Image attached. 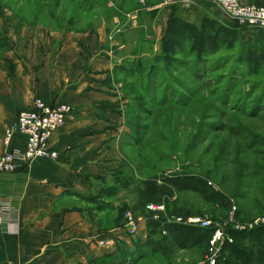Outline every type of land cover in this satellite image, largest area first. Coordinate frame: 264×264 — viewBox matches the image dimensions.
<instances>
[{"label": "rangeland", "instance_id": "rangeland-1", "mask_svg": "<svg viewBox=\"0 0 264 264\" xmlns=\"http://www.w3.org/2000/svg\"><path fill=\"white\" fill-rule=\"evenodd\" d=\"M194 6V0H0V57L32 35L53 32L81 37L104 29L109 50L123 46L109 54L117 61L122 120L113 128L108 171L95 179L106 187L118 177L130 185L105 198L113 206L106 211L74 196L63 201L90 208L104 230H122V254L112 233L103 251L115 257L95 264H201L210 239L184 246L170 235L177 218L193 215L211 220L203 227L211 236L220 228L232 237L219 264H264V28L239 26L216 5L221 16ZM204 17L221 25L204 29ZM180 174L207 180L216 201L173 189L166 178ZM129 211L141 220L134 235L124 228Z\"/></svg>", "mask_w": 264, "mask_h": 264}, {"label": "crops", "instance_id": "crops-1", "mask_svg": "<svg viewBox=\"0 0 264 264\" xmlns=\"http://www.w3.org/2000/svg\"><path fill=\"white\" fill-rule=\"evenodd\" d=\"M201 4L221 16L213 0H194V8ZM103 31L29 35L0 57V155L26 146L25 135L15 133L9 144L5 135L35 97L73 108L51 141L58 159L37 158L28 165L18 160L17 171L0 174V209H12L0 221V264H88L102 254L100 240L112 233L122 238L120 229H102L90 208L63 203L73 196L68 191L102 189L95 178L108 171L113 128L122 120L115 106L117 61L109 55L115 50L106 46Z\"/></svg>", "mask_w": 264, "mask_h": 264}, {"label": "built area", "instance_id": "built-area-1", "mask_svg": "<svg viewBox=\"0 0 264 264\" xmlns=\"http://www.w3.org/2000/svg\"><path fill=\"white\" fill-rule=\"evenodd\" d=\"M213 1L224 14L236 23L264 28V5L241 0ZM72 114V107L69 104H49L42 98L35 97L28 109L19 112L16 124L9 127L6 131L5 142L7 144L10 143L14 134L19 132L26 136V146L24 148H14L0 155V174L17 171L18 160L24 165H28L37 158L58 159L59 152L52 147L51 141ZM147 207L152 211H163L165 209L162 204H149ZM6 209H0V221H3L5 217H9L12 213L11 208L6 207ZM177 222L199 227H209L211 225V220L195 215L187 218L179 217ZM140 223L141 220L136 219L131 211L127 212L125 231H128L131 235L136 234L140 228ZM108 239L100 240L98 245L107 249L112 243ZM232 242V237L226 236L218 228L210 238V251L207 259L201 264H217L218 260H220L222 248L225 244Z\"/></svg>", "mask_w": 264, "mask_h": 264}, {"label": "trees", "instance_id": "trees-1", "mask_svg": "<svg viewBox=\"0 0 264 264\" xmlns=\"http://www.w3.org/2000/svg\"><path fill=\"white\" fill-rule=\"evenodd\" d=\"M217 25H221V23L218 22L217 20L214 19L206 20L205 17L202 20V26L204 29H208V28L213 29ZM238 25L240 26V24ZM114 182H115L114 186L111 187L103 186L102 189L99 191V193L96 195L86 194L79 190L78 191L74 190L71 193L68 191V194L83 199L84 201L90 204H93L96 207V210L106 211L113 207L106 199H110L117 196L122 188L129 187L131 181L128 179L126 180L118 177L114 179ZM166 182L173 189L179 191L191 190L200 194L204 199H206L209 202L216 201L215 200L216 195L211 192L210 189L211 187L209 186L208 181L199 176L187 175V174L174 175L166 178ZM172 230L173 232H170V235L173 236L172 240L175 243L177 242V244H182L184 246H194V245L197 246L201 243L206 242L211 237V235L207 230H205V228L199 226H191V225L178 223L172 226ZM116 246L119 254L120 253L122 254V238L118 240ZM109 252H110L109 250L108 251L106 250L102 252L101 256H98L96 258L93 257L90 258L88 264H95L97 261L101 259H105L104 261H110L108 258H111L115 254L113 253L110 254ZM219 263L220 262H218V264Z\"/></svg>", "mask_w": 264, "mask_h": 264}]
</instances>
